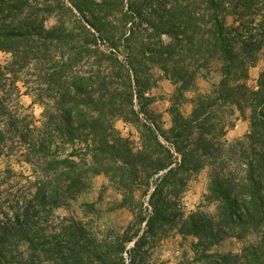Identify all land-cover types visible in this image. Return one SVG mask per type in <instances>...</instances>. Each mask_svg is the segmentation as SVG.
<instances>
[{"label":"trees","instance_id":"trees-1","mask_svg":"<svg viewBox=\"0 0 264 264\" xmlns=\"http://www.w3.org/2000/svg\"><path fill=\"white\" fill-rule=\"evenodd\" d=\"M263 47L264 0H0V264H169L151 256L172 233L196 238L177 264H264V72L249 84ZM215 63L220 80L189 114L172 103L164 129L147 107L154 69L187 92ZM205 168L215 211H186ZM99 174L125 188L133 230L87 237L57 214ZM226 236L241 253L211 251Z\"/></svg>","mask_w":264,"mask_h":264},{"label":"rangeland","instance_id":"rangeland-1","mask_svg":"<svg viewBox=\"0 0 264 264\" xmlns=\"http://www.w3.org/2000/svg\"><path fill=\"white\" fill-rule=\"evenodd\" d=\"M52 18L48 24H54ZM1 59H5V54H0ZM216 71L209 74L208 78L200 77L195 82L191 90L179 92L178 86L171 80L162 77L161 71L156 68L153 71V86L149 90L151 103L147 106L154 114V118L159 121L161 117V125L164 129H168L172 125V118L168 111L172 103L185 114H189L194 109V103L198 98V93L208 90L211 84L219 81L221 78L218 68L219 63H215ZM264 72V47L260 51L259 61L249 71V84L256 87L261 73ZM26 104H31L32 99L29 96L24 97ZM34 112L38 115L41 112L39 105H34ZM239 119H236L237 128H232L227 134L229 139L245 134L250 127L251 109H247L245 115L242 116L238 112ZM116 127L121 130L122 134L130 137L132 146L141 144V134L138 125L134 123L118 120ZM133 187V186H132ZM208 188V169L199 171L189 183V187L184 194V204L186 211L196 209L199 205H203L209 212L215 211V204L204 199V194ZM122 188L117 179H111L106 174L96 175L92 180L90 189L83 193L76 204L71 208H59L57 214L69 218H75L83 221L84 226L80 229L83 235L90 237H99V233L104 231H117L123 233L130 226L133 230L137 227L132 221L134 215L129 203L124 202ZM145 200L147 196L144 197ZM143 203V202H142ZM87 204V205H86ZM90 204L91 206H89ZM146 206V201L144 203ZM196 241L194 236L183 237L180 234L172 233L157 241L152 253V259L157 261H165L169 264H177L183 257L193 255V243ZM246 242L234 237L226 236L221 242L211 247V251L220 253H241ZM38 255L39 252L37 251ZM46 258V256H44ZM46 260L43 261L45 263ZM86 264H90L89 260H85ZM48 264V262H46ZM93 264V263H92ZM96 264V263H95Z\"/></svg>","mask_w":264,"mask_h":264},{"label":"crops","instance_id":"crops-1","mask_svg":"<svg viewBox=\"0 0 264 264\" xmlns=\"http://www.w3.org/2000/svg\"><path fill=\"white\" fill-rule=\"evenodd\" d=\"M237 126H238V125L236 124L235 128H237ZM230 131H234V130L232 129V130H230ZM228 133H229V131H228Z\"/></svg>","mask_w":264,"mask_h":264}]
</instances>
